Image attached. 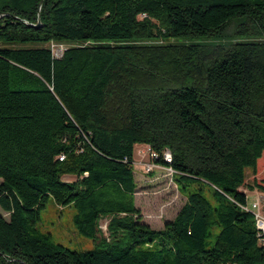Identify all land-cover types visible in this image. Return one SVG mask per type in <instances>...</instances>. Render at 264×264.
Segmentation results:
<instances>
[{"label":"trees","instance_id":"trees-1","mask_svg":"<svg viewBox=\"0 0 264 264\" xmlns=\"http://www.w3.org/2000/svg\"><path fill=\"white\" fill-rule=\"evenodd\" d=\"M137 143L185 196L161 229L135 205ZM259 163L264 0H0V264H264L241 188L264 192ZM50 197L92 249L37 228Z\"/></svg>","mask_w":264,"mask_h":264},{"label":"rangeland","instance_id":"rangeland-1","mask_svg":"<svg viewBox=\"0 0 264 264\" xmlns=\"http://www.w3.org/2000/svg\"><path fill=\"white\" fill-rule=\"evenodd\" d=\"M141 17L142 15H139V18ZM233 26L234 25L231 24L226 29V36L221 38L219 40L220 42H227L231 40ZM147 42L149 43L160 41ZM170 42L177 41L171 40ZM216 42H218V40ZM20 45L26 47H35L41 46L42 44L25 43ZM46 45L50 49H54V53L57 52L58 54H60L63 49L67 48L71 44L50 41ZM140 145L143 144L137 143L134 146L133 151V172L136 182L134 194L135 205L141 212L142 222L146 223L153 229H161L165 221L174 218V216L184 203L185 196L180 192L173 180L174 173L171 174L167 169L158 167H154L151 170L146 171L145 166L151 163V158L149 156L150 153L148 151L149 149L147 145L139 147ZM257 172L258 173L256 179L260 180V178L264 176V163H259ZM62 179L65 180L69 178L64 175ZM254 179L255 176L252 173L251 169L246 168V183L251 184ZM241 188L245 192L248 204H251L256 200L257 189H249L243 186ZM0 212H2V215L5 219L9 218V213L4 212L1 207ZM74 212L75 209L72 205H58L53 200V198L50 197L45 203L44 207L40 210V220L37 222L36 226L42 232L50 233L56 243H59L71 250L84 251L92 249L94 246V241L91 238L80 234L72 223V216ZM107 222L108 217L101 218L99 222L102 235L105 237L108 236V232L106 229Z\"/></svg>","mask_w":264,"mask_h":264},{"label":"built area","instance_id":"built-area-1","mask_svg":"<svg viewBox=\"0 0 264 264\" xmlns=\"http://www.w3.org/2000/svg\"><path fill=\"white\" fill-rule=\"evenodd\" d=\"M51 51H52L53 56H55V57H59L62 53V51L60 54H58L57 52L54 53L53 52L54 49H51ZM57 51H59V50H57ZM147 146L149 149L148 151L150 153L149 156L151 158V163H149L148 165L145 166L146 171L151 170L154 167H158V168L167 169L168 171H170L171 174H173L175 171L171 167L161 165V164H158L155 162V160L158 157V154L156 152H154L149 147V145H147ZM162 157L166 162H170V160H171V155H170V152L168 150H164L162 152ZM133 165H134V163H133ZM242 208L244 210L249 211L252 214L254 225H259V233H256L257 242L260 246H262L264 248V192L257 190L256 200L253 201L251 204H248L247 199H246V202L243 204Z\"/></svg>","mask_w":264,"mask_h":264},{"label":"crops","instance_id":"crops-1","mask_svg":"<svg viewBox=\"0 0 264 264\" xmlns=\"http://www.w3.org/2000/svg\"><path fill=\"white\" fill-rule=\"evenodd\" d=\"M136 145V144H135ZM134 145V146H135ZM146 144H143V145H140L139 147H142V146H145ZM65 176H67L69 179H65V180H67V181H70V180H73L74 179V176H72V175H65ZM71 177V178H70ZM63 178V177H62ZM0 213H2V212H0Z\"/></svg>","mask_w":264,"mask_h":264},{"label":"bare ground","instance_id":"bare-ground-1","mask_svg":"<svg viewBox=\"0 0 264 264\" xmlns=\"http://www.w3.org/2000/svg\"><path fill=\"white\" fill-rule=\"evenodd\" d=\"M256 231L259 233V225H255Z\"/></svg>","mask_w":264,"mask_h":264},{"label":"water","instance_id":"water-1","mask_svg":"<svg viewBox=\"0 0 264 264\" xmlns=\"http://www.w3.org/2000/svg\"><path fill=\"white\" fill-rule=\"evenodd\" d=\"M39 25H40V21L38 19V22H37V24L35 26L38 27Z\"/></svg>","mask_w":264,"mask_h":264}]
</instances>
